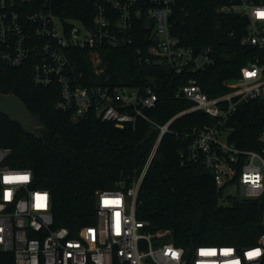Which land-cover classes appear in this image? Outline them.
Returning a JSON list of instances; mask_svg holds the SVG:
<instances>
[{"label": "built area", "instance_id": "1", "mask_svg": "<svg viewBox=\"0 0 264 264\" xmlns=\"http://www.w3.org/2000/svg\"><path fill=\"white\" fill-rule=\"evenodd\" d=\"M176 1L93 0L86 7L92 13L86 23L61 17L54 0H0V58L13 66L30 63L38 86L56 84L58 110L72 109L77 117L93 109L119 127H134L142 118L159 129L140 173L130 184L121 181L98 190L97 222L77 235L55 226L50 191L33 186L30 168L4 165L11 149L0 147V264H264V232L256 244L243 248L198 245L187 250L170 230L153 231L150 221L136 214L142 181L163 136L177 117L194 111L211 121L183 134L180 164L209 169L218 189H224L223 200L264 199V126L256 147L244 148L233 137L232 120L244 103L264 98V0H226L218 8L244 19L242 42L254 51L239 75L223 80V91L211 96L196 74L216 64L217 52L212 46L186 45L173 33ZM75 47L90 50L97 75L105 71L100 49L134 47L141 65L167 67L180 78L175 97L191 105L161 124L147 113L159 100L152 87L142 91L109 77L81 85L83 73L68 54ZM231 187L242 190V196L232 194Z\"/></svg>", "mask_w": 264, "mask_h": 264}, {"label": "trees", "instance_id": "2", "mask_svg": "<svg viewBox=\"0 0 264 264\" xmlns=\"http://www.w3.org/2000/svg\"><path fill=\"white\" fill-rule=\"evenodd\" d=\"M92 2L54 0L61 17L86 23L92 18L86 7ZM224 2L177 0L174 7L173 33L186 45L212 46L217 52L216 64L196 74L210 96L223 91V80L239 75L254 51L242 42L244 19L218 12ZM231 31L235 33L231 35ZM100 53L105 71L97 75L88 48L68 50L71 61L83 73L81 85L109 77L142 91L152 87L159 100L147 113L161 124L191 105L175 97L180 78L167 67L141 65L134 47L102 48ZM0 90L15 92L44 124L43 135L37 136L0 112V147L11 149L3 164L30 168L33 186L50 191L56 227H67L71 235H77L83 227L94 226L96 192L115 188L121 181L130 184L145 165L159 129L142 118L134 127H119L98 118L93 109L77 117L72 109L58 110L60 89L56 84L36 85L30 63L13 66L0 58ZM232 120L237 144L255 148L264 126V98L244 103ZM210 121L202 111L173 121L142 181L136 214L149 220L153 231L170 230L176 244L187 250L198 245L247 247L256 244L264 232V199L223 200L224 189H218L209 169L180 164L183 134Z\"/></svg>", "mask_w": 264, "mask_h": 264}, {"label": "water", "instance_id": "3", "mask_svg": "<svg viewBox=\"0 0 264 264\" xmlns=\"http://www.w3.org/2000/svg\"><path fill=\"white\" fill-rule=\"evenodd\" d=\"M147 28L149 29L150 26ZM0 112L21 124L31 134L43 135L42 127L44 124L41 117L33 114L15 92L5 93L0 90Z\"/></svg>", "mask_w": 264, "mask_h": 264}, {"label": "rangeland", "instance_id": "4", "mask_svg": "<svg viewBox=\"0 0 264 264\" xmlns=\"http://www.w3.org/2000/svg\"><path fill=\"white\" fill-rule=\"evenodd\" d=\"M229 191H230L232 194L237 195V196H239V197L242 196V193H243L242 190H240L239 192H237V190H236L235 187H231V188H229Z\"/></svg>", "mask_w": 264, "mask_h": 264}, {"label": "snow or ice", "instance_id": "5", "mask_svg": "<svg viewBox=\"0 0 264 264\" xmlns=\"http://www.w3.org/2000/svg\"><path fill=\"white\" fill-rule=\"evenodd\" d=\"M261 15H264V13H261ZM23 179H27V177H24ZM248 255H249V257L256 256V255H259V252L258 251L252 252V253H249Z\"/></svg>", "mask_w": 264, "mask_h": 264}]
</instances>
